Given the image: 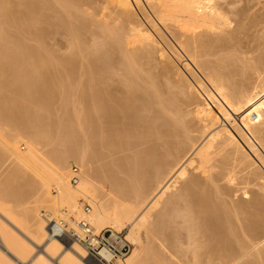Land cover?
Segmentation results:
<instances>
[{"label":"bare ground","instance_id":"6f19581e","mask_svg":"<svg viewBox=\"0 0 264 264\" xmlns=\"http://www.w3.org/2000/svg\"><path fill=\"white\" fill-rule=\"evenodd\" d=\"M241 1L0 0V123L12 130H0V149L15 157L7 176L24 165L36 178L30 200L0 191V264L25 262L35 246L42 249L30 264H96L77 241L49 236L47 220L59 218L72 228L85 220L96 231L126 229L133 248L117 264H173L154 239L176 232L174 242L181 230L192 252L188 264H264V53L237 55L238 33L253 15ZM50 34L68 36L61 35L66 45L54 36L65 53L58 43L52 48L60 55L45 45ZM162 39L205 81L187 61V75L173 61L171 69ZM56 96L59 118L50 115ZM53 133L69 145L36 146L51 143ZM113 150L124 156L100 166L102 180L92 159ZM71 164L79 167L76 184ZM112 166L125 168L127 178L138 170L128 178L131 192ZM179 178L186 179L173 192ZM223 180L241 198H220L228 186L215 183ZM81 198L90 204L87 214ZM40 207L47 220L38 217Z\"/></svg>","mask_w":264,"mask_h":264},{"label":"rangeland","instance_id":"374dc122","mask_svg":"<svg viewBox=\"0 0 264 264\" xmlns=\"http://www.w3.org/2000/svg\"><path fill=\"white\" fill-rule=\"evenodd\" d=\"M253 1V2H252ZM255 1V2H254ZM261 1H263V0H248V2H246V0L244 1V0H242L241 2H239L238 3V5L239 6H241V5H247L248 7L249 6H252V7H249L250 9V11L248 10V13L249 12H251L250 14L252 15V16H254V18L249 14V16H251V21L253 20V19H257L256 21L255 20H253L252 21V23H250L251 21H250V18L248 17L247 19H245V21H244V26L245 27H243L244 29V31L243 30H240V33H238V37L239 36H241V37H239L238 39H240V40H238L237 41V43H238V47L240 48H238V50H237V55L239 56V57H241L242 55V57H253V56H255V57H257L256 55H258L259 56V54L260 55H263V53H264V17H262V15L264 16V4H263V2H261ZM81 2H82V0H81ZM245 3H247V4H245ZM262 5H261V4ZM95 6V4H93L91 7H88V8H85V10L86 11H92V7H94ZM258 6H259V8H258ZM263 6V7H262ZM96 7V6H95ZM254 7H256L255 8V10H254ZM90 8V9H89ZM252 10H253V12H252ZM260 11V12H259ZM263 11V12H262ZM258 12V13H257ZM258 14V15H257ZM261 19V20H260ZM247 20V21H246ZM260 20V22H258ZM249 21V22H248ZM246 22H248V23H246ZM262 24V25H261ZM251 26V27H250ZM253 26V27H252ZM262 26V27H261ZM90 28H95L94 26H92V27H90ZM246 28V29H245ZM256 29V30H255ZM12 31H16V30H12ZM249 31V32H248ZM251 31V32H250ZM246 32H247V34H246ZM255 32V33H254ZM165 33V32H164ZM247 35H245V34ZM166 34V33H165ZM243 34V35H242ZM256 34V35H255ZM61 35H64V36H62V37H65V38H68V36H66L65 34H56V36H55V34H53V37L51 38V36H52V34H50L49 36H48V39L46 38L45 39V45L47 46V44L49 43V46H51L50 48H52V45L53 46H57L58 44H60V45H58V47L60 46V48L62 49H59L58 47L57 48H55V47H53L52 49L53 50H55L56 51V53L57 54H59L58 52H57V49H58V51L60 52V50H61V53H65V51L67 50V48H66V50H65V47H63L64 46V44L63 43H65V42H67V44H68V39L66 40L65 38H62L61 37ZM54 36H55V38H57L56 40H60V39H58V37L60 36L61 37V41L63 42H61V41H59V42H56L55 41V39H54ZM166 36L170 39V37L166 34ZM245 36V37H244ZM262 38H261V37ZM255 37V38H254ZM242 38V39H241ZM246 38V39H245ZM254 38V39H253ZM29 39V38H28ZM51 39H54V40H51ZM64 39V40H63ZM245 39V40H244ZM258 39V40H257ZM49 40H51V42H47V41H49ZM66 40V41H65ZM252 40H253V42H252ZM260 40V41H259ZM56 42V44H53V42ZM32 43V44H35V42L34 41H32V40H29V43ZM54 42V43H55ZM165 40L164 39H162V41L160 42V47L162 46V48H164V50H165V55H168L166 58H164V59H167V60H169L168 62H170V64L172 65L171 66V69H174L175 68V66H174V68H172L173 67V65L174 64H172L173 62L175 63V65H176V67H178L181 71H182V73H184V74H186L187 75V73L186 72H188L187 71V69L185 68V66H184V61H187V62H189V60H188V58L186 57V54L184 53L183 54V52L181 51V50H179L178 48V46L171 40V42L174 44V46L178 49V51H179V53L178 54H175V52H174V50H173V48L171 47V46H169V45H166L165 43ZM58 43V44H57ZM167 43V42H166ZM254 44V45H253ZM262 44V45H261ZM63 45V46H62ZM65 45H66V43H65ZM241 47H240V46ZM48 46V47H49ZM262 46H263V48H262ZM64 48V50H63V48ZM67 47V46H66ZM246 48H248V49H246ZM260 48V49H259ZM242 49V50H241ZM244 50V51H243ZM251 53H250V52ZM248 54H247V53ZM60 53V54H61ZM242 53H245V54H242ZM59 54V55H60ZM247 54V55H246ZM250 54V55H249ZM219 55H222L221 53H218V55L216 56V55H214V56H212L213 58H216V57H218ZM252 55V56H251ZM168 57H170V59H168ZM211 57V58H212ZM254 57V58H255ZM212 58V59H213ZM163 59V57H162V59H159V60H164ZM173 61V62H172ZM190 63V62H189ZM190 65H191V67H192V69H194V71L200 76V77H202V79H203V75H201V73H200V71H198V70H196L195 69V67L190 63ZM194 67V68H193ZM176 69V68H175ZM188 75L190 76V74L188 73ZM188 76V77H189ZM191 77V76H190ZM204 81H205V79H203ZM57 96H56V98H54L53 99V101H52V105H51V113H50V115L53 117H56V118H59L60 117V115H62V111L61 110H59L60 109V107L62 106V105H60L59 107H58V105L60 104H58V101H59V98H58V101H57ZM56 99V103L54 102V100ZM53 102H54V104H53ZM4 125H5V123H4ZM3 125V122L2 123H0V130L1 129H7V127L6 126H4ZM7 126H9V125H7ZM10 128L8 127V129H7V132L9 131V132H11L12 130H9ZM55 131H57V132H59V130H55ZM6 132V131H5ZM56 133V132H55ZM55 133H53V134H55ZM56 134H58V133H56ZM55 134V136H57ZM26 138H27V136H26ZM53 138V139H52ZM59 137L57 136V138H55L54 136H51V139H49L48 141H50L51 143H49V142H42V143H38V144H36V146L38 147V148H41V150H43V149H45V151L47 150V148L49 147L50 148V146H51V148L50 149H52V147L53 148H57V147H59V149H63L66 145H69V144H66V143H68L67 141H61V139L59 140L58 139ZM59 141H58V140ZM53 142H55V143H53ZM57 142H58V144H57ZM59 142H62L61 143V145H60V143ZM42 144H47L46 146H43ZM64 144H65V146H64ZM19 145H20V149L22 150V151H24L25 150V146H24V144H21V143H19ZM64 146V147H62L61 148V146ZM55 146V147H54ZM43 147V148H42ZM50 149H48V150H50ZM58 149V148H57ZM1 150V149H0ZM114 152H112L111 151V153H109V151L107 152V155L109 154H112V156L110 155V156H107L106 155V158L103 156V158H100L99 160H98V158H96L97 160H96V162H95V159H94V161H93V159H92V162L94 163H92L93 164V167H95V166H97V167H95V168H97V172H98V174H99V178L101 179L102 177H101V170L103 169L104 170V168H105V166H106V163L108 164L107 166H109V160H110V162H112L113 161V163H115L114 162V160L116 161V160H118V158H120V157H123L124 156V154L122 155L120 152L118 153L116 150H113ZM120 151V150H119ZM124 151H126V150H124ZM1 152H4L3 154H0V191L1 190H8L9 192H11V193H8L9 195H11L10 197L13 199V197L15 196L14 194H18V195H20L19 196V198L21 197V195H22V201L20 200V203L21 202H23V201H25V200H30L31 199V195H33V193H34V184L33 183H36V182H34L35 181V176H33V174H31V169L30 170H28V166H26V167H28V168H26L24 165H22L24 168H22L21 167V165H19V166H17L18 168H19V170H21L22 169V171L24 172V171H26V172H28L27 174L24 172L23 174H22V171H20L21 172V174H19V177L20 178H17L16 176L18 175H15L14 177H15V182L13 181V179H14V177L12 176V178H10L9 176H7L10 172L12 173V170L14 169V167H16V165H14V162H15V157H14V155L13 154H11V152L9 151V150H7V149H4L3 148V150H1ZM129 152V151H128ZM128 152L126 151L125 153L128 155ZM115 153V154H114ZM126 156V155H125ZM15 164H16V162H15ZM105 164V165H104ZM111 164V163H110ZM116 164V163H115ZM101 165H103V167L101 168L100 166ZM72 166H75L74 164H71L70 166H69V168H71ZM141 166H143V164L141 165ZM140 166V167H141ZM76 167H78V166H76ZM113 167V166H112ZM115 167V166H114ZM113 167V170L115 169V171H113L114 172V174H115V177H116V175H117V179H118V181L120 180L121 181V179H123L122 181H121V183L122 184H124V183H126L127 181V183L126 184H124V186L122 187V190L124 191V192H126V193H129V192H131V189H132V183L130 182L129 183V181H130V179H128L131 175H137V171H133V172H130V170H129V172H130V174H129V176H128V178L126 177L127 175H126V173L125 172H127L126 170H125V168H124V170H122V169H118V170H116V168H114ZM139 167V168H140ZM13 168V169H12ZM21 168V169H20ZM26 168V169H25ZM79 168V167H78ZM99 168V169H98ZM142 168V167H141ZM141 168L139 169L140 171H141ZM145 167H143V169H144ZM12 169V170H11ZM112 169V168H111ZM143 169H142V171H143ZM9 170H10V172H9ZM145 170V169H144ZM30 171V172H29ZM118 171H120V172H118ZM141 171V172H142ZM146 171V170H145ZM117 172H118V174H117ZM135 172H137V173H135ZM140 172V173H141ZM144 172V171H143ZM68 173H69V169H68ZM131 173H135V174H131ZM143 174V173H142ZM22 176H25V177H22ZM187 177H188V174L186 175ZM9 177V179L10 180H8L7 178ZM12 179V180H11ZM26 179V180H25ZM186 178H179V179H177V181H176V183H175V189H173V192H174V190H181V188H182V186H183V181L185 180ZM102 180H105V179H103L102 178ZM127 180V181H126ZM131 180H132V177H131ZM6 182V183H5ZM9 182V183H8ZM12 182V183H11ZM33 182V183H32ZM124 182V183H123ZM133 183H136L135 182V180L133 179V181H132ZM224 182V180L223 181H219V182H216L215 184H218V186H220V187H224V185H226L225 187H227L228 185H229V183L228 182H224V185L222 184ZM128 183H129V186H128ZM151 183V182H150ZM231 183V182H230ZM8 184V185H7ZM7 187H6V186ZM177 185V186H176ZM222 185V186H221ZM231 185L232 186H235L234 184H232L231 183ZM230 185V189H229V186L227 187V192H228V189L230 190L229 192L231 193L232 191L231 190H233V188H231L232 186ZM128 186V187H127ZM134 186V185H133ZM210 187H212L213 188V184H210ZM8 188H12V189H8ZM177 188V189H176ZM183 190V189H182ZM50 192L52 193V194H55L56 193V191H54V189L53 188H51L50 187ZM172 192V190H171V192L169 191V192H166V194H164L163 196H162V198H160L161 199V201L163 202V204H164V202L166 201V198L168 199L169 197H170V195L173 193ZM226 192V194H222L223 196H220V198L221 197H224V198H228L227 196H230V197H232L233 199H238V197L239 198H241V191H237V192H232L231 193V195H230V193H227ZM239 192V193H238ZM12 194H13V197H12ZM16 194V196L15 197H17L18 195ZM228 194V195H227ZM165 195H169L168 197H166ZM233 195H234V197H233ZM237 197H236V196ZM26 197V199L24 200V198ZM30 198H29V197ZM165 196V197H164ZM28 197V198H27ZM16 199V198H15ZM18 199H17V201H18ZM229 199V198H228ZM217 200V199H216ZM12 201V200H11ZM10 201V204H12V202ZM160 201V202H161ZM25 203V202H24ZM23 203V204H24ZM162 203H159L157 206H155L154 207V209L153 208H151L149 211H148V214L150 215V216H148V221L149 222H155L157 219V215H158V210H160L161 208H159V207H161L162 205H161ZM20 205H22V204H20ZM158 209V210H157ZM17 210H19V209H17ZM158 211V212H157ZM38 212H39V215H38V217H40L41 218V216H40V213H45L46 214V211H45V209L44 208H42V207H40L39 209H38ZM147 214V215H148ZM157 214V215H156ZM53 216H55V215H53ZM73 219H74V217H72ZM42 219V218H41ZM155 219V220H154ZM176 221H179V220H176ZM175 222V221H174ZM173 222V223H174ZM173 223H171V226L173 225V228L172 229H176V227H178V225H176L177 223L175 222V224H173ZM145 226L146 225H144L143 227H141L140 228V236H141V239H142V241H144V243H145V234H144V231H145ZM174 226H176V227H174ZM105 228H109V227H105ZM110 228H112V227H110ZM98 230H101V229H98ZM120 230H122L124 233H125V235H126V229H119V230H117V231H120ZM170 230H171V228H169V232H170ZM168 231V230H167ZM172 232H174V231H172ZM180 233L181 232H183L181 235L180 234H178L179 236L178 237H176V239L177 238H180V243L178 242V240L177 241H174L173 242V240L175 239V238H173V235L175 234V235H177L176 234V232L173 234V235H170L169 233V235H167V237H168V241L166 240L165 241V239L163 240V238H161V239H158V238H160L159 236L157 237V235H156V237L155 238H157V239H154L155 240V245H156V243H157V246H158V248H160L161 247V249L160 250H162V253L164 252V256H165V254H166V256L165 257H167L168 255H169V259L171 258L174 262H176L177 264H178V262L179 261H181V263L180 264H185V263H189V259H191L192 258V252L190 251V250H187L188 248H187V246H184V244L186 245V239L184 240V242H183V238H184V231L183 230H181V231H179ZM174 235V236H175ZM182 235H183V237H182ZM161 236V235H160ZM163 237V236H162ZM167 237H165L164 236V238H166L167 239ZM172 237V238H171ZM182 237V238H181ZM170 238H171V240H170ZM186 238V237H185ZM165 241V244L167 245V244H170L169 245V251H171V252H167L168 251V248H166L167 249V251H166V249L163 247V245H161V243H164L163 241ZM162 241V242H161ZM183 242V243H182ZM182 243V244H181ZM164 244V245H165ZM180 244V245H179ZM160 246V247H159ZM173 246V247H172ZM37 246H35V251L37 250V251H40L41 249H42V246H38L37 248H36ZM175 247V248H174ZM179 247V249H177ZM180 247L183 249V247H186V248H184L183 249V251H182V249L180 250ZM133 248V246H131V249ZM171 248V249H170ZM175 250V251H174ZM178 250V251H177ZM184 250H185V252H184ZM201 250V251H200ZM203 249L202 248H199L198 249V252L200 251V255H199V258L201 259H203V257L205 256V255H203V253L201 254V252H205L204 250L202 251ZM34 251V250H33ZM34 251V252H35ZM37 251L35 252L36 254H37ZM181 251H182V253H181ZM188 251H189V253H188ZM173 252H174V254H173ZM35 253H33L32 254V256L31 257H29V258H27L26 259V261L25 262H18V264H26V262H27V264H30L31 263V261H32V258H34L35 256H36V254ZM169 253H172L171 255L169 254ZM180 253V254H179ZM185 253V254H184ZM178 254V255H177ZM181 255V256H180ZM185 255H186V257H185ZM188 255V256H187ZM189 255H191L190 257H189ZM58 256H60V254L58 255H55L54 254V258H52V259H55V260H57V257ZM56 257V258H55ZM176 257V258H175ZM183 257V258H182ZM187 257H189V258H187ZM185 258V259H184ZM207 258V257H206ZM206 258H204L205 260L203 261V262H206ZM168 259V258H167ZM170 259V260H171ZM179 261H178V260ZM181 259V260H180ZM184 259V260H183ZM172 260H171V262L170 263H173V264H176V263H174V262H172ZM175 260H177V261H175ZM216 260V258L214 259V261ZM187 261V262H186ZM217 263L216 264H218V263H220L221 261H219V260H217L216 261ZM215 263V262H214ZM226 262H224V263H222V264H225Z\"/></svg>","mask_w":264,"mask_h":264},{"label":"built area","instance_id":"2783aa9c","mask_svg":"<svg viewBox=\"0 0 264 264\" xmlns=\"http://www.w3.org/2000/svg\"><path fill=\"white\" fill-rule=\"evenodd\" d=\"M70 182L76 184L80 175V171L76 166L70 168ZM84 213H89L90 204L83 198L80 199ZM42 218L48 219L45 213H42ZM48 234L50 237L62 238L68 237L70 240H75L85 250L87 257L92 259L96 264H117L124 260L126 255L131 250V243L126 238L125 233L113 228H104L95 230L87 221L79 220L75 227H68L63 218L47 220ZM55 229V230H54ZM91 242H94L93 246ZM107 257V259L103 258Z\"/></svg>","mask_w":264,"mask_h":264},{"label":"clouds","instance_id":"9594fccd","mask_svg":"<svg viewBox=\"0 0 264 264\" xmlns=\"http://www.w3.org/2000/svg\"><path fill=\"white\" fill-rule=\"evenodd\" d=\"M54 230H55V229H54ZM90 243H92L93 246H95L94 242H91V241H90ZM101 255H102V257H103V253H101ZM103 258L107 259V257H103Z\"/></svg>","mask_w":264,"mask_h":264}]
</instances>
